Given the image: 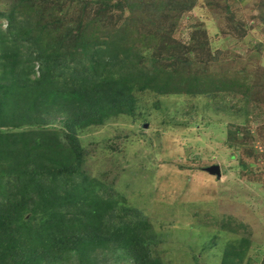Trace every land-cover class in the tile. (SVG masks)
<instances>
[{
  "label": "trees",
  "instance_id": "obj_1",
  "mask_svg": "<svg viewBox=\"0 0 264 264\" xmlns=\"http://www.w3.org/2000/svg\"><path fill=\"white\" fill-rule=\"evenodd\" d=\"M99 1L90 10L86 0L65 1L85 16L71 24L63 22L62 0H0V187L6 185V194L0 193V264H105L110 254L133 264H161L143 210L121 205L116 190L84 171L90 151L78 129L134 113L136 91L248 97L252 90L238 73H224L218 82L192 75L193 59L207 48L200 37L180 42L184 51L163 65L159 57L180 41L169 38L177 17L169 24L160 19L165 10L178 9L175 0H119L113 7L128 12L129 20L119 26L105 14L113 0ZM155 20L159 26L147 36L140 23ZM149 47L152 69L141 59ZM35 71L38 77L31 78ZM42 110L48 119L64 117L60 129L44 134L36 128L49 126ZM239 132V125L228 124L229 148L241 143ZM232 218H221L223 229L235 230ZM234 246L225 249L222 264L244 261V241Z\"/></svg>",
  "mask_w": 264,
  "mask_h": 264
},
{
  "label": "rangeland",
  "instance_id": "obj_2",
  "mask_svg": "<svg viewBox=\"0 0 264 264\" xmlns=\"http://www.w3.org/2000/svg\"><path fill=\"white\" fill-rule=\"evenodd\" d=\"M65 1L63 22L79 21L83 11L69 8ZM98 2L86 0L87 10ZM195 2L188 6L184 0H175L178 9L165 10L160 16L166 24L177 17L169 38L180 41L159 59L163 65L172 62L184 51V44L198 42L200 37L202 42L207 40V48L194 56L192 75L220 80L224 73H238L250 83L248 97L229 91L196 95L136 91L134 113H120L103 125L78 129L82 145L90 151L84 171L116 190V199L124 200L121 205L143 210L151 221L153 255L161 264H222L225 249L231 244L242 246L243 241L246 253L241 264H263L264 0ZM115 3L119 0L111 1V10L105 13L108 21L113 26L127 24L128 12L113 7ZM158 20L154 25L141 22L142 32L154 33ZM152 53L149 47L141 57L150 69ZM38 75L35 71L31 78ZM42 115L49 126L36 128L44 134L63 125L62 115L48 119V110H42ZM228 124L240 126L241 143L235 149L227 144ZM243 163L251 170L241 168ZM215 165L218 173L210 170ZM5 190L0 187V193L5 195ZM229 216L234 231L222 227L221 218ZM105 264L133 263L110 254Z\"/></svg>",
  "mask_w": 264,
  "mask_h": 264
},
{
  "label": "water",
  "instance_id": "obj_3",
  "mask_svg": "<svg viewBox=\"0 0 264 264\" xmlns=\"http://www.w3.org/2000/svg\"><path fill=\"white\" fill-rule=\"evenodd\" d=\"M145 126H147V125H145ZM210 170H211L212 172H216V173H218V172L220 171V168H219V166L215 165V166H212V167L210 168Z\"/></svg>",
  "mask_w": 264,
  "mask_h": 264
},
{
  "label": "clouds",
  "instance_id": "obj_4",
  "mask_svg": "<svg viewBox=\"0 0 264 264\" xmlns=\"http://www.w3.org/2000/svg\"><path fill=\"white\" fill-rule=\"evenodd\" d=\"M12 180H14V181H16V179L15 178H13V177H10ZM6 184V182H4L3 183V185H5ZM5 187V189H6V185L4 186ZM30 216V213H26L25 214V217H29Z\"/></svg>",
  "mask_w": 264,
  "mask_h": 264
}]
</instances>
